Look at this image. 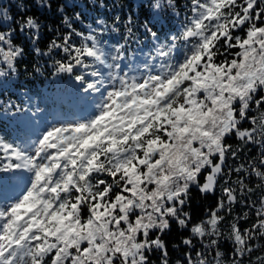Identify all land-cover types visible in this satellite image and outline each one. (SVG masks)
I'll return each instance as SVG.
<instances>
[{
	"label": "trees",
	"instance_id": "16d2710c",
	"mask_svg": "<svg viewBox=\"0 0 264 264\" xmlns=\"http://www.w3.org/2000/svg\"><path fill=\"white\" fill-rule=\"evenodd\" d=\"M213 1L0 0V203L7 196V191L20 186L12 179L7 159L14 162L9 155L17 150L28 153L29 140L35 137L28 125L31 117L43 123L47 119L57 124L82 121L85 109L89 106L91 109L93 105L98 107L102 101V86L109 87L107 83L110 78L111 87L118 83L114 70L122 73L124 81L131 82L147 73L152 74L149 70L156 72L154 76L158 78L159 67L175 68L178 64L179 73L182 70L193 77L196 73L192 68L194 61L190 59L201 55L204 63L209 56H204L200 39L186 41L185 34L196 27H200L202 33H210L206 30L209 14L205 13L215 7ZM218 7L224 22L216 28L210 24V28L212 33L221 35L233 20L244 13V3L238 1L236 5H230L228 0H224L218 3ZM260 12L264 13V8ZM218 17L221 18L220 15ZM213 23H218L217 17ZM260 24L258 22L257 26ZM232 26L229 29L230 38L225 35L209 51L208 69L230 67L235 61L242 60L245 51L241 46L246 43L252 27L242 25L234 28L237 27L236 23ZM107 55L110 61L105 59ZM104 73H107L106 77ZM187 87L185 82L172 94L166 95L171 100L163 105L161 119H154L147 130L135 135L138 121L128 130V142L135 137L138 145L131 157L127 158V163L118 162L121 154L119 146L123 144V139L110 137L106 141L101 137L104 132L86 137L82 147L75 151L76 156L70 157V150H63L62 156L50 161L40 174L45 177L46 171L55 180L58 178L51 195L50 218H66L67 221L58 229L54 223L49 236L44 238L41 233L34 238L31 264L38 263L36 253L41 248L46 254L42 264H70L69 256L77 252L74 249L76 245L65 242L63 232L67 231L66 227L69 228L67 232L76 231L79 234L86 222L94 220L96 211L107 208L120 195H125V190L133 185L134 181L131 180L145 172L147 163H143V160L148 146H169L173 142L178 120L169 128L164 121L168 112H177L185 104ZM90 101L91 104L82 107ZM211 103L212 98L208 96L206 107ZM259 109L258 128L264 122V101ZM133 116L134 112L130 118ZM171 126L173 139L167 143L166 129L169 131ZM234 138L225 136L222 144L228 148L225 163L229 165L226 169L230 170V173H225L224 180L230 179L228 188L235 193L233 195L238 199L236 204L227 205L230 194L222 195V199L218 191L202 193L199 189L205 183L202 173L196 185L186 192L187 204L183 208L186 224L168 221V229L159 237L163 250H157L153 256L147 254L146 264H188L185 256L191 248L194 253L198 246L199 234L195 231L194 235L192 228L219 208L224 209L222 215L230 211L224 222L226 226L219 231H223L227 239L233 240L236 226L243 237H248L251 246L244 251L247 255L240 257L239 251H234L231 245L227 246L226 243L224 247L212 243L203 257L196 261H209V257L204 255L213 251L212 255H219V264H264V231L258 224L259 212H262L259 202L264 177L263 182L259 183L255 181V175L259 174L251 172L256 167L257 171L264 173V146L259 145L254 150ZM259 141L264 145V138H259ZM105 145L108 148L105 149ZM107 150H118V153L112 154ZM155 159L156 156L150 161ZM38 194L40 198L41 190Z\"/></svg>",
	"mask_w": 264,
	"mask_h": 264
},
{
	"label": "rangeland",
	"instance_id": "374dc122",
	"mask_svg": "<svg viewBox=\"0 0 264 264\" xmlns=\"http://www.w3.org/2000/svg\"><path fill=\"white\" fill-rule=\"evenodd\" d=\"M223 1L214 0L215 7L205 13L209 14L206 30L210 33L199 32V34L201 35L200 40L203 42L204 56L209 57L204 63H202L201 55L190 59V61H194L192 68L196 74L193 77H189V73L182 72V70L174 75L177 70L172 67V70L169 71V66L159 67L158 78H155L154 75L149 76L147 73L138 80L139 82H135L134 86L143 90L136 94L141 99L138 105L146 100L148 105L141 114L138 113V110H134L135 115L131 120H125V117L131 114L128 113L130 108L127 107L123 114L118 116L117 106L112 105L110 99L115 98L116 92H121L128 85H124L121 90L118 87L122 86L124 82L116 83V87L111 88L102 86V101L98 107L94 108V111H91L90 106L86 105L91 104L90 102L82 105L83 108L87 107L81 116L82 121H86L84 124L71 127L62 126L63 130L56 134L50 133V138L47 139L44 135L38 138V146L36 149H32V162H34V176L40 178L41 171L47 168L50 161L56 156H62L63 150H70V157L76 156L75 151L82 147L84 139L94 132L98 124V129L101 125L103 130L108 129L103 138L106 141L110 136L116 137L115 139L127 137L128 130L135 126L137 121L135 135L147 130L156 117V120L161 119V103H168L171 100L166 95L172 94L177 87L185 82L188 86L184 96L185 104L180 106L177 112L175 110L168 112L164 121L169 128L175 120H178L179 125L174 129L173 142L169 146H156V144L148 146L143 160V163H147L145 172L131 180L134 181L133 185L131 189L125 190V195H120L119 199L107 208L96 211L94 220L86 222L79 234L76 231L67 232L69 228L66 227L67 231L63 232L65 242L69 245H76L74 249L77 252L70 256L66 253L69 256L70 264H146L147 254L153 256L157 254V250H163L159 237L168 229V221L172 220L180 225L186 224L183 212V208L187 204L186 192L190 187L196 185L197 178L202 173L205 177V183L199 187L202 193L212 194L218 191L221 198L222 195L235 194L228 188L231 185L228 183L230 179L224 180L225 173H230V170L226 169L229 168V165L225 163L228 148L222 144L225 136H233L234 139L253 147L254 150L256 147L259 148V145L263 148L264 145L259 141V138H264V122L258 128V121L259 113H261L260 104L264 101V13L260 12V9L264 8V0H228L230 5H236L238 1L244 3L242 8L244 13L240 18L237 17V20L232 21V25L236 23L237 26L234 28L244 25V27L254 29H249L246 43L241 46L245 51L242 54V60L235 61L230 67L208 69L211 56L209 51L225 35L229 39L231 34L229 29L233 28L230 25L221 32V35L211 32L210 24L216 28L224 22L222 19L224 17L218 9V3ZM255 4H257V10ZM164 8H168V6ZM205 14L202 15V19ZM219 15L221 18L218 17ZM215 17H218L219 21L217 19L218 23L214 24ZM258 22L262 24L257 26ZM198 68L200 71H197ZM205 69H207L206 72ZM109 80L112 81V78ZM127 84L132 85L130 82ZM208 96H211L212 103L206 107ZM133 100L137 102L135 97ZM129 101L120 100L124 103V107L130 106ZM122 116H124L123 121L122 118L117 119ZM139 122L140 125H138ZM21 124L25 125V123ZM54 127V123L47 125L45 132H50ZM168 128L166 129L167 143L173 139V128L171 126L169 131ZM56 135L58 136L57 140H55ZM250 140L251 143H249ZM123 141L119 148L121 150L129 148V153L126 156L120 154L119 164L127 163V158L131 157L138 145L135 137L129 142L128 138ZM106 148H108L107 145H105ZM106 152L117 154L118 150H107ZM154 156L157 159L151 162L150 160ZM251 172L259 174V176L255 175L257 179L255 181L263 182L264 173L257 171L256 167H253ZM45 173V178H47L45 182L51 183L53 189L54 185L58 183V178L55 180L52 175H48V172L45 171ZM248 177L253 179L250 175ZM41 179L43 180V178H40L39 184L36 183L37 185L31 187V194H38V190L41 189V192H44L45 186L42 185ZM21 181L19 179V182ZM26 200L27 196L24 195L17 202H7L4 207H1L0 264H31L34 250L28 246L31 242L32 245L34 244V237L39 228L45 225L51 212L49 206L52 201L49 199V195L44 194L41 205H37L35 207L37 209L30 212L28 208L24 209ZM259 206L262 212H259L258 224L264 231V189ZM222 213H224V209L219 208L200 225L192 228L194 233L196 231L199 234L197 236L198 246L194 253L191 252L193 250L191 248L185 256L189 260L188 264H219L217 261L219 255H212L213 251L211 250L209 255H204L209 257V261L200 260L207 247H211L215 243L216 245L219 243L220 246H224L226 243L227 246L231 245L230 247L235 249L234 251H239L240 257L247 255L244 251L246 247L251 246L250 240L248 237H243L236 226L233 229V240L227 239L223 231H219L226 226L224 222L230 211L225 215ZM20 216H25L22 223L21 221L19 223ZM3 217H6L5 220ZM65 221H67L66 218L62 220L50 218L44 227V238L49 236L54 223L57 224L58 229L59 225L65 224ZM3 224H6L5 228L2 226ZM27 228H32V232L28 236H26ZM9 231H13V235L16 234L14 242H11V238L8 237L7 232ZM218 231L219 234H217ZM150 234L153 236L152 238H150ZM84 243L87 244L81 248ZM41 249H38L36 253L39 258L36 264H42V260L45 259V251ZM221 253H223L222 250ZM198 258H200L199 261H196Z\"/></svg>",
	"mask_w": 264,
	"mask_h": 264
},
{
	"label": "water",
	"instance_id": "95a60500",
	"mask_svg": "<svg viewBox=\"0 0 264 264\" xmlns=\"http://www.w3.org/2000/svg\"><path fill=\"white\" fill-rule=\"evenodd\" d=\"M196 31H198V30H196ZM186 37H187V39L194 38V37H196V32L189 33V34H187ZM249 143H251V140L249 141ZM127 153H128V151H125V153H123V154H127ZM236 200H237V197L235 195H230V197L228 198V201H227V205H230L232 203H235Z\"/></svg>",
	"mask_w": 264,
	"mask_h": 264
},
{
	"label": "flooded vegetation",
	"instance_id": "af4514ba",
	"mask_svg": "<svg viewBox=\"0 0 264 264\" xmlns=\"http://www.w3.org/2000/svg\"><path fill=\"white\" fill-rule=\"evenodd\" d=\"M238 201V199L236 200V202ZM235 204V203H234Z\"/></svg>",
	"mask_w": 264,
	"mask_h": 264
}]
</instances>
